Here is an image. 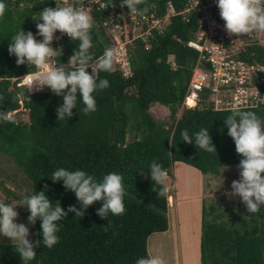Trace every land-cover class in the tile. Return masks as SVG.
Instances as JSON below:
<instances>
[{
    "label": "trees",
    "instance_id": "16d2710c",
    "mask_svg": "<svg viewBox=\"0 0 264 264\" xmlns=\"http://www.w3.org/2000/svg\"><path fill=\"white\" fill-rule=\"evenodd\" d=\"M167 1L176 12L182 11L187 3V0H156V3L163 10ZM4 3L5 11L0 16V154L14 161L31 182L33 193L47 186L46 195L53 204L58 200L65 209L69 204L77 208L81 205L71 190L65 191L62 182L50 179L57 167L80 168L97 179L108 172H118L125 187L123 214L100 217L96 209L102 201H94L81 217L68 212L58 222L59 241L51 248L43 243L34 245L36 256L29 264H134L136 258L147 254V238L168 227L164 185L148 178L153 160L166 171L171 170L173 163L181 162L207 175L222 166L238 165L241 158L224 124L231 111L183 109L179 118H174L197 58L196 52L185 45L196 29V15L171 18L167 30L156 37L147 51L139 41L135 42L129 52L131 76L122 78L114 67L110 73L99 72V77L109 80V86L94 93L96 111L85 114L78 102L77 108L72 109L73 115L63 121L56 119L55 112L62 103V95L53 92L29 95L25 90L22 94V88L10 82L11 78L35 71L27 63L17 65L15 56L8 53V44L19 28L33 32V22L46 4L36 2L30 7L27 1L20 7V0ZM115 3L120 5L119 0ZM90 31L93 39L90 51L98 58L112 45L101 29L93 26ZM77 44L78 41H62L60 55L53 58L57 66L71 68L68 59ZM253 50L254 60L264 65V46L257 45ZM168 55H173L175 69L166 63ZM19 102L28 110V123L4 119L6 113L19 109ZM153 105L168 107L173 122L156 123L149 112ZM248 110L264 120L262 110ZM200 127H209L215 153L181 140V129H188L191 134ZM134 130L137 136L127 141V134ZM213 210L211 206L212 218L206 221L202 208L201 264H264V205L253 217L231 221L230 225L216 222ZM35 225L36 241H40L39 219ZM14 247L0 245V264H23Z\"/></svg>",
    "mask_w": 264,
    "mask_h": 264
},
{
    "label": "clouds",
    "instance_id": "9594fccd",
    "mask_svg": "<svg viewBox=\"0 0 264 264\" xmlns=\"http://www.w3.org/2000/svg\"><path fill=\"white\" fill-rule=\"evenodd\" d=\"M214 2L229 35L264 32V0H214ZM119 4L121 7L126 6L127 12L134 14L143 12L139 7L141 0H119ZM4 11V0H0V16H3ZM93 23L94 18L90 12L71 4L44 7L36 23L37 31L33 33L31 30L19 28L8 44V53L15 56L17 65L27 63L43 69L31 77L28 86L35 81L37 90L47 87L56 96L62 95V103L55 109L57 120L65 121L66 117H71L72 109L77 108L78 102L83 105L80 109L83 113L95 112L97 105L94 93L109 86V80L106 77H99L98 74L101 71L109 73L113 71L115 51L112 47H107L98 58L94 57L90 51L93 47L90 31ZM57 30L66 34L72 41H78L77 47L73 49V54L68 59V65L72 66L69 70H66L63 64L57 66V62L53 60L60 55V49L54 48L51 43ZM50 60L53 62L49 63ZM90 67L91 73L86 71ZM11 83H15L16 86V81ZM21 92L24 93L23 87ZM8 113L4 115V119ZM224 124L227 127V135L234 141L235 151L241 156L237 165L239 178L231 181L230 191L225 190V195L231 198L238 194L247 211L255 213L264 205L262 175L264 120L255 111L234 109L224 119ZM180 136L182 141L194 144L206 152H216L211 142L209 127H200L191 134L188 129H181ZM149 168L148 178L157 185H164L168 174L161 164L153 160ZM50 179L53 182H62L65 191L71 190L81 207L69 204L65 209L60 206L58 200L53 204L46 195L47 186L40 191L25 194L20 203L0 200V236L9 238L11 245H15L13 250L18 253L23 264H29L36 256L34 245L43 243L44 246L51 248L59 241L58 222L65 218L68 212L81 217L84 209L94 201H102L100 207L96 209L102 218L108 217L109 214L120 215L125 211V187L123 177L118 172H108L97 179L80 168L57 167L51 173ZM16 204L26 207L28 224H34L39 219L42 240L28 239L29 227L15 219L19 215L14 207ZM134 264H166V260L160 254L149 253L136 258Z\"/></svg>",
    "mask_w": 264,
    "mask_h": 264
},
{
    "label": "built area",
    "instance_id": "2783aa9c",
    "mask_svg": "<svg viewBox=\"0 0 264 264\" xmlns=\"http://www.w3.org/2000/svg\"><path fill=\"white\" fill-rule=\"evenodd\" d=\"M27 1L30 4L41 2L46 7L71 4L90 12L95 29H101L109 39L115 51L113 67L124 79L132 74L129 52L135 42L139 41L142 49L147 51L156 37L167 30L171 18L177 15L186 18L187 14L194 13L196 29L185 45L196 52L197 58L192 66L182 108L212 111L264 108V65L253 58V48L264 46L260 39L262 32L229 35L214 0H187L180 12L175 11L170 1L164 3L161 10L156 0H141L144 2L139 5L143 9L140 14L127 12V7H121L115 0H20L24 4ZM37 22L38 19L33 24V33L37 31ZM64 40L71 39L57 30L52 46L60 49ZM169 62L175 69L174 59ZM42 70L36 68L33 73L21 75L12 82L16 81V86L23 87L29 95L41 92L36 89L35 81L31 86L28 82ZM88 71L91 73V67ZM19 104L24 110L22 103ZM5 118L11 119L10 113Z\"/></svg>",
    "mask_w": 264,
    "mask_h": 264
},
{
    "label": "rangeland",
    "instance_id": "374dc122",
    "mask_svg": "<svg viewBox=\"0 0 264 264\" xmlns=\"http://www.w3.org/2000/svg\"><path fill=\"white\" fill-rule=\"evenodd\" d=\"M260 39L264 42V32L261 33ZM12 80L13 79H10V82H12ZM13 89L14 87L11 85L10 90ZM40 91L51 92L48 88H44ZM182 110V108L179 109L174 118H179ZM256 110L263 111L264 108L261 107ZM149 112L156 123L171 124L173 122L174 118L171 117V112L168 107L153 105L149 108ZM10 115L11 120H16L21 123L29 122L28 110H23L21 107L18 110L12 111ZM136 136L137 134L134 130L127 134L126 139L127 141H131ZM167 174L164 186H172L173 184V192L169 190V193L173 194L175 192L179 199L185 198V200L180 203V206L184 210V216L182 217V214H180V216L183 218L185 233L187 232L190 238L189 253L181 239V253L179 255V252L177 251L175 264H201L199 236L201 233L202 216L199 224L198 213L202 204L206 211V221L211 220L212 218V215L209 213L211 206L214 209L213 217L216 222L230 225L232 223L231 221L236 223L240 218L249 219L253 217V213L247 211L245 204L240 200L238 194L231 198L225 195V190L230 191L231 181L239 178V168L237 165L222 166L219 167L215 173L200 175L195 170L186 167L185 165L175 163L172 165L171 170L169 172L167 171ZM166 190H168V188H166ZM27 193H33L29 179L20 172L12 159L0 154V200H5L9 203H20L24 195ZM171 198L168 199L171 200ZM14 207L19 213L15 218L16 221L24 222L26 226L29 227L28 239L30 241H36V225L35 223L28 224L26 220L28 215L26 207L21 204H16ZM171 212H173L172 209ZM178 221L180 226H182L179 217ZM173 224L176 229L175 221ZM5 244H11L9 238L0 236V245ZM168 262L169 264H173L174 262L172 253L168 256ZM207 264L209 263L207 262Z\"/></svg>",
    "mask_w": 264,
    "mask_h": 264
},
{
    "label": "crops",
    "instance_id": "0c3cea01",
    "mask_svg": "<svg viewBox=\"0 0 264 264\" xmlns=\"http://www.w3.org/2000/svg\"><path fill=\"white\" fill-rule=\"evenodd\" d=\"M115 1H118V0H115ZM35 3L36 2L31 3L30 7L33 4H35ZM19 6L20 7H24L25 4L20 2ZM38 18H39V16H37V19ZM34 22H33V24H34ZM172 59H174L173 55H168L167 56L166 63L170 64V67H171V63L169 61H171ZM35 70H36V67H35ZM11 79H13V78H11ZM181 108H182V103H181L180 109ZM182 109H184V108H182ZM175 163H179V164L185 165V164H183L181 162H175ZM175 163H173V164H175ZM185 166L195 170L200 175H203L202 173H200L195 168H193L191 166H188V165H185ZM166 188H168V190H166ZM169 190H171L173 192V184H172V186L171 185H168L166 187L164 186V191H165L166 197H167L166 219H167L168 227H167L166 231L153 233L147 238L146 251H147V254L152 252L154 254L162 255L165 258V260H166V264H169L168 256H169L170 253H172V256L174 258L173 264H175V262H176L175 258H176L177 251L179 252V255L181 253V239H182L183 245H185V247L187 248L188 253H189V251H190V238H189L187 232L185 233V230H184L185 226H184L183 218H182L184 216V210L180 206V203L182 201H184L185 198L184 199H179L175 192L173 194H170ZM169 195L171 197H173V204L172 205L168 201V196ZM201 197H202V195H201ZM202 208H203V204L201 205V209H200V211L198 213L199 224H200V218L202 216ZM171 209H172L173 212H171ZM180 214H182V217L180 216ZM178 217L181 219L182 226H180V224H179ZM174 221L176 223V229H175V226L173 224ZM201 225H202V222H201ZM199 231H200V228H199ZM153 235H158V236H153ZM200 245H201V233H200V236H199V251H200Z\"/></svg>",
    "mask_w": 264,
    "mask_h": 264
},
{
    "label": "bare ground",
    "instance_id": "6f19581e",
    "mask_svg": "<svg viewBox=\"0 0 264 264\" xmlns=\"http://www.w3.org/2000/svg\"><path fill=\"white\" fill-rule=\"evenodd\" d=\"M168 198H171V196H169ZM172 199H173V197L171 198V200L168 199V201H169V203H170L171 205L173 204Z\"/></svg>",
    "mask_w": 264,
    "mask_h": 264
}]
</instances>
